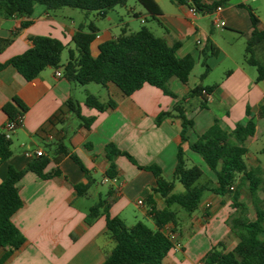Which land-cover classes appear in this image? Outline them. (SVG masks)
<instances>
[{"label":"crops","instance_id":"obj_1","mask_svg":"<svg viewBox=\"0 0 264 264\" xmlns=\"http://www.w3.org/2000/svg\"><path fill=\"white\" fill-rule=\"evenodd\" d=\"M153 1L158 12L151 11L138 0H129L121 6V11L130 13L138 20L136 23L140 25L137 26L133 25L135 22L131 19L111 24L113 18L110 13L115 8L106 17H99V20L107 21L110 25L98 29L94 24L98 32L91 44L92 55L98 56L99 46L117 38L123 31L134 33L146 27L170 46L180 43L177 56H192L195 68L201 63L200 78L205 72L203 63H207L209 72L200 84L204 87L215 86L210 94L202 93L187 99L191 90L199 85L191 83L190 78L187 84L176 78L170 81L169 89L176 96L173 98L148 84L131 96H125L112 83L106 86H81L67 80L64 75L57 77L56 69L51 67L33 81H27L11 66L0 71V135L5 134L9 121L3 111L5 105L14 104L13 100L17 98L28 108L23 125L11 137L12 157L6 162L0 160V184L6 179L9 166L24 170L35 158L28 157L27 151L40 150L50 159L42 175L29 171L18 183L23 207L12 221L27 241L6 264H103L115 247L108 234L106 213L91 224L86 221L90 208L99 199L107 200V211L112 218L119 217L126 223L127 217H132L135 225L145 223L140 216L155 228L149 214L148 198L153 197L158 209L165 208L164 200L154 192L157 179L124 156L114 157L117 176L108 178L109 160L105 153L108 144H115L120 150L128 152L139 166H160L163 178L169 182L174 180L177 151L181 147L186 154L187 166L200 167L204 172L203 183L211 182V186L215 187V174L202 157L190 149L189 143L182 141L183 120L176 115L174 108L183 99H186L185 116L194 122L189 131L190 142L196 141L216 121L227 131L234 129L238 123H245L247 110L250 109L256 123V133L244 144L248 149L245 161L249 168L261 167L264 172V160L260 158L264 146L258 147L255 153L250 150L251 145L264 137V127L261 129L264 119L259 117L260 107L264 103V82L256 81L257 69L244 59L246 42L253 30L249 9L260 20L259 29L264 30L263 7L256 5L258 1H249L253 5H248L237 0L223 5L219 14H192L189 6L173 0ZM219 1L202 0V3L210 6ZM68 9L49 12L44 6L36 5L30 18H0V39H13L0 52V64L30 49V38L33 36L55 38L65 45L68 52L74 50L73 38L79 26L86 24L80 21L78 12ZM116 14L120 16L118 11ZM217 18L225 26L216 28L213 22ZM27 20L31 24L23 28L22 24ZM211 45L217 49L215 55L212 54ZM68 58L69 55L66 57L63 52L59 69L62 73ZM88 94L97 97L101 103L114 101L116 107L103 112L89 108L85 104ZM71 99L79 103L82 116L95 119L91 127L85 128L79 118L67 113L63 123L47 126L41 131L49 118ZM162 112L173 113V116L157 125L156 119ZM61 145L66 146L70 153H75L89 171L91 187L86 196L79 197L74 188L75 185L88 183L82 169L69 155L58 163L55 161L56 150ZM55 172L58 174L55 175ZM99 175L100 180L97 178ZM240 182L239 176L236 184ZM179 184L175 182V193L184 191ZM100 186H107L108 189L100 192ZM261 190L262 186L259 196L264 200L260 195ZM245 191L249 193L248 183L243 185L239 201L248 208L245 220L253 221L255 210L251 199L247 201ZM206 193L198 209L190 215L178 206L172 207L177 213L176 223L166 225L163 232L172 237L175 247L162 264H203L206 254L219 244H222L221 249L225 252L237 246L239 240L227 223L237 212L231 196L211 191ZM139 200L144 205H139ZM131 208H137L139 214L131 216ZM5 251L0 247V259Z\"/></svg>","mask_w":264,"mask_h":264},{"label":"trees","instance_id":"obj_2","mask_svg":"<svg viewBox=\"0 0 264 264\" xmlns=\"http://www.w3.org/2000/svg\"><path fill=\"white\" fill-rule=\"evenodd\" d=\"M129 0H0V18L27 17L33 15L36 5H42L47 11L53 12L62 8L79 9L96 12L104 18L116 6L125 5ZM153 12H158V7L153 0H138ZM176 3L189 7L194 6L199 12H212L218 6H223L234 0H221L207 6L202 0H173ZM252 23V33L247 39L245 62L257 69V82H264V30L259 29L260 20L249 9ZM31 24L30 20L23 22L26 28ZM98 29L93 23L79 26L73 42L74 50H69L68 61L64 65V77L81 86L97 84L106 86L109 83L116 85L125 96H131L144 87L145 84L161 89L165 95L176 98L170 91L169 84L174 78L187 84L191 73L195 68V60L192 56L179 58L177 50L180 43L172 46L152 31L142 27L134 33L123 31L117 38L102 43L99 46V54L94 57L91 53V44L96 39ZM16 33L13 34L15 37ZM13 39H0V52L3 51ZM32 47L21 55L11 58L7 63L0 64V71L8 66L15 68L27 81L35 80L42 71L47 68L60 69L65 45L52 37L33 36L30 38ZM212 54L217 49L211 45ZM205 72L203 80L209 72V66L203 63ZM215 86L204 87L199 84L191 90L187 99L201 95L203 91L210 94ZM183 99L175 105L174 111L183 120L181 138L188 142L190 149L202 157L208 168L216 176V186L211 182L202 183L203 170L198 166H187L184 150L179 147L176 156L174 180L169 182L163 178V171L158 165L139 166L135 159L125 151L120 150L115 144H108L105 148L106 157L109 160V169L106 172L108 178L117 176V165L114 157L124 156L139 169L151 172L157 179V187L154 192L164 200L165 208L158 209L152 196L147 200L150 207L155 228L147 226L143 222L128 227L119 217H111L108 214V202L99 199L87 215L88 224L93 223L103 213H106L108 234L114 241L115 247L111 255L103 264H162L169 252L175 247L172 237L163 232V228L169 223H176L177 213L172 209L178 206L187 214L194 213L202 202L206 192L211 191L218 195H230L233 206L237 212L228 220V225L237 236V246L229 252L222 250V244L214 247L203 259V264H264V200L260 198L259 191L264 182V172L261 167L249 168L245 161L248 149L245 142L256 133V123L247 110V121L238 123L234 129L227 131L216 121L196 141L190 142L189 131L194 122L185 116ZM3 107L9 121H15L18 116L25 115L28 108L19 99ZM85 104L89 108L100 112L106 109H114L116 103L108 101L101 103L97 97L88 94ZM205 107V103H203ZM74 114L81 120L84 127L89 129L94 118H86L81 114V107L75 100H69L63 109H60L49 118L45 126L58 125L64 122V115ZM173 116V113L162 112L156 119V124ZM259 117L264 119V103L260 107ZM12 141L4 134L0 135V160L8 161L12 155ZM58 163L63 157L71 159L85 173L88 183L78 184L74 188L79 197L86 196L91 187L89 171L85 168L81 159L70 153L66 146L57 148ZM264 155V149L261 150ZM50 163L47 156L35 157L24 170H17L9 166L6 179L0 184V247L5 254L0 259V264H6L9 258L25 243L26 238L14 225L13 216L23 207V201L19 194L18 183L29 171H35L42 175L45 167ZM58 173L55 172V175ZM240 176V184H236ZM44 177V176H43ZM175 182L182 185L184 191L175 193ZM248 183L251 203L255 210L253 221L245 220L248 208L239 201L242 195L243 185ZM231 187H234L231 190Z\"/></svg>","mask_w":264,"mask_h":264},{"label":"rangeland","instance_id":"obj_3","mask_svg":"<svg viewBox=\"0 0 264 264\" xmlns=\"http://www.w3.org/2000/svg\"><path fill=\"white\" fill-rule=\"evenodd\" d=\"M234 1H237V0H234ZM247 4L248 5H253L250 2H247ZM256 5H261L263 7V10H264V0L258 1V3ZM121 8H122L121 6H116L114 11H111L110 16H112V18H113V22L111 24L119 22L120 20L128 21V20L131 19V20H133L135 22V23H133L134 26L140 25V23H136V22H138V20L135 19L133 15H131L130 13H127L126 11H121ZM68 10H72V11L78 12L80 14V19H81L80 21H82V23H85L86 25H89L90 23H93V24L96 25V27L98 29H99V27H106V26L110 25L107 21L99 20V16H98V14L96 12L86 13L85 11H82V10H79V9H68ZM116 11L119 12L120 16H118L116 14ZM262 17L264 18V11H263ZM144 26H148V24L144 25ZM64 56H66V57L68 56V49H65ZM200 73H202V65H201V63L199 65H197L196 68H194L193 72L191 73L190 82L191 83H196V84L202 83V80L200 78ZM92 86H96V85H92ZM263 124L261 125V129H263V127H264ZM261 146H264V137L260 138V140L258 141L257 144L255 143V144L251 145L250 146V150L255 153L257 151V148L261 147ZM260 158L262 160H264V155H260ZM97 178L100 180L101 176L99 175V177H97ZM203 181H204V178L201 180V182L203 183ZM179 186H180V188H182V186L180 184H179ZM107 189H108L107 186H100L99 187V191L100 192H105ZM206 195H207V193H205V195L203 197V200H204ZM260 195L264 197V184L262 185V190L260 192ZM245 197H246L247 201H250V195H249L248 191H245ZM129 213L131 214V216H137L139 214V211H138L137 208H131ZM139 218H140V220L144 221L147 226L153 228V225L151 224V222H149L148 220L142 219V217H140V216H139ZM134 223L135 222L132 220V217H127L126 224L128 226H131Z\"/></svg>","mask_w":264,"mask_h":264},{"label":"built area","instance_id":"obj_4","mask_svg":"<svg viewBox=\"0 0 264 264\" xmlns=\"http://www.w3.org/2000/svg\"><path fill=\"white\" fill-rule=\"evenodd\" d=\"M190 1V0H188ZM249 1H252V2H256V1H259V0H241L242 3L244 2H249ZM223 9V6H218L217 8H215L212 13H216V14H219ZM189 10L192 14H197L199 11L194 7V6H191L189 7ZM213 25L216 27V28H222L223 26H225V23L223 21H221L219 18L215 19L214 22H213ZM56 76L57 77H62L63 76V73L61 70L59 69H56ZM203 94H208L206 91H203ZM23 122H24V115H21V116H18V118L15 120V121H8L6 126H5V137L7 139H11L13 133L23 125ZM26 155L28 157H39V156H42L43 155V152L38 150V151H35V152H31V151H27ZM108 181V180H106ZM234 187H231V190H233ZM138 204L139 205H144L143 201L142 200H139L138 201Z\"/></svg>","mask_w":264,"mask_h":264}]
</instances>
